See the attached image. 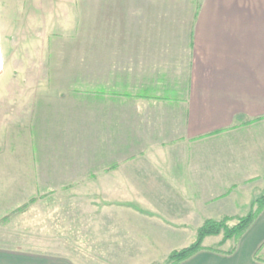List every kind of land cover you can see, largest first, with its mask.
<instances>
[{
  "label": "crops",
  "instance_id": "crops-1",
  "mask_svg": "<svg viewBox=\"0 0 264 264\" xmlns=\"http://www.w3.org/2000/svg\"><path fill=\"white\" fill-rule=\"evenodd\" d=\"M64 4L72 15H85L73 16L70 28L93 27L88 14L96 13L97 75L131 94L134 116L137 107L152 108L144 118L151 132L130 133L112 147L101 171L119 174L98 180L102 188L132 190L129 200L144 212L134 220L146 221L144 232L167 253L176 248L168 230L174 238L192 235L207 218L247 213L250 207L237 206H250L264 192V0ZM130 123L141 126L133 117ZM130 213L123 222L133 220ZM216 236L202 241L214 250L176 264H264V207L237 241L205 242ZM0 264L78 263L63 253L0 247Z\"/></svg>",
  "mask_w": 264,
  "mask_h": 264
},
{
  "label": "rangeland",
  "instance_id": "rangeland-1",
  "mask_svg": "<svg viewBox=\"0 0 264 264\" xmlns=\"http://www.w3.org/2000/svg\"><path fill=\"white\" fill-rule=\"evenodd\" d=\"M73 16L85 19L64 0H0V247L63 253L78 264H169L168 248L134 220L144 216L140 202L98 181L119 174L101 171L114 145L151 132L144 118L152 108L134 116L131 94L97 75L96 13L86 29L68 27ZM129 210L133 220L123 222ZM165 233L176 248L195 238ZM216 235L205 242L223 247Z\"/></svg>",
  "mask_w": 264,
  "mask_h": 264
},
{
  "label": "trees",
  "instance_id": "trees-1",
  "mask_svg": "<svg viewBox=\"0 0 264 264\" xmlns=\"http://www.w3.org/2000/svg\"><path fill=\"white\" fill-rule=\"evenodd\" d=\"M254 204H256V207L253 208ZM251 207L252 208H250L244 215H224L219 219H205L196 229L194 240L186 246L171 250L167 256V260L170 264H176L189 258L200 249L214 250V248L210 246L202 245L204 237L208 235H216L222 232L223 236L220 242L223 243L228 238H233L237 241L250 227L260 210L264 207V192L254 198ZM232 219H236V222L232 225H227V221Z\"/></svg>",
  "mask_w": 264,
  "mask_h": 264
}]
</instances>
